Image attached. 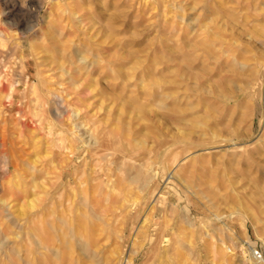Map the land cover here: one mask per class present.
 I'll use <instances>...</instances> for the list:
<instances>
[{
	"label": "rangeland",
	"instance_id": "374dc122",
	"mask_svg": "<svg viewBox=\"0 0 264 264\" xmlns=\"http://www.w3.org/2000/svg\"><path fill=\"white\" fill-rule=\"evenodd\" d=\"M255 243L264 0L0 14V264H250Z\"/></svg>",
	"mask_w": 264,
	"mask_h": 264
},
{
	"label": "bare ground",
	"instance_id": "6f19581e",
	"mask_svg": "<svg viewBox=\"0 0 264 264\" xmlns=\"http://www.w3.org/2000/svg\"><path fill=\"white\" fill-rule=\"evenodd\" d=\"M38 1L39 0H0V14L4 15V16H7V17H10V16L15 15L16 13L22 11L25 7L27 8V6L30 5L31 3H33V2L36 3ZM43 245H45V244H43ZM26 253L24 255L25 257L19 256V255L18 256H13V255L7 256V255H5L7 258L4 257V259L2 261L3 262L2 264H31V261L27 258V257H29V258L31 257V256L28 255L30 252L27 253V254ZM244 253H246V252L244 251ZM244 255H249V254L246 253ZM32 259H33V257H32ZM246 259H248V262H250V264L255 263L250 255L248 256V258L246 257Z\"/></svg>",
	"mask_w": 264,
	"mask_h": 264
},
{
	"label": "built area",
	"instance_id": "2783aa9c",
	"mask_svg": "<svg viewBox=\"0 0 264 264\" xmlns=\"http://www.w3.org/2000/svg\"><path fill=\"white\" fill-rule=\"evenodd\" d=\"M247 253L252 257L256 264H264V245L248 244Z\"/></svg>",
	"mask_w": 264,
	"mask_h": 264
}]
</instances>
